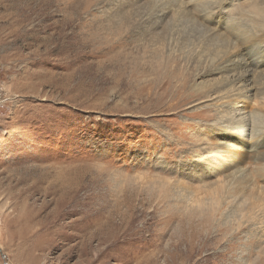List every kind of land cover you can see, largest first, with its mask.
Here are the masks:
<instances>
[{
  "label": "rangeland",
  "instance_id": "rangeland-1",
  "mask_svg": "<svg viewBox=\"0 0 264 264\" xmlns=\"http://www.w3.org/2000/svg\"><path fill=\"white\" fill-rule=\"evenodd\" d=\"M263 173L264 0H0V264H264Z\"/></svg>",
  "mask_w": 264,
  "mask_h": 264
},
{
  "label": "bare ground",
  "instance_id": "bare-ground-1",
  "mask_svg": "<svg viewBox=\"0 0 264 264\" xmlns=\"http://www.w3.org/2000/svg\"><path fill=\"white\" fill-rule=\"evenodd\" d=\"M228 11H229V9H228ZM264 174V173H263ZM239 176H241V175H239ZM234 184H235V186H240L241 184H243L244 183V181H243V179H241V178H239V179H234ZM262 193H263V191H262ZM246 198V197H245ZM248 199L247 200H243L242 199V201L243 202H246V203H248V204H250V202H251V204H252V206H253V201H252V199H251V197H247ZM249 199H250V201H249ZM249 201V202H248Z\"/></svg>",
  "mask_w": 264,
  "mask_h": 264
}]
</instances>
